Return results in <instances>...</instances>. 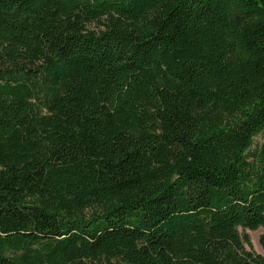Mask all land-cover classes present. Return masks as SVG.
<instances>
[{
	"label": "trees",
	"instance_id": "trees-1",
	"mask_svg": "<svg viewBox=\"0 0 264 264\" xmlns=\"http://www.w3.org/2000/svg\"><path fill=\"white\" fill-rule=\"evenodd\" d=\"M259 227L264 0H0V264H264Z\"/></svg>",
	"mask_w": 264,
	"mask_h": 264
},
{
	"label": "rangeland",
	"instance_id": "rangeland-1",
	"mask_svg": "<svg viewBox=\"0 0 264 264\" xmlns=\"http://www.w3.org/2000/svg\"><path fill=\"white\" fill-rule=\"evenodd\" d=\"M262 140L263 137L261 135H258L255 137L254 143L259 145L262 142ZM240 232H246L248 234L253 250L264 258V249L259 243V237L260 235L264 234V228L259 227L255 230L240 229Z\"/></svg>",
	"mask_w": 264,
	"mask_h": 264
}]
</instances>
